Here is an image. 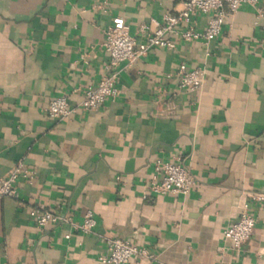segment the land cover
I'll return each mask as SVG.
<instances>
[{
	"label": "crops",
	"instance_id": "crops-1",
	"mask_svg": "<svg viewBox=\"0 0 264 264\" xmlns=\"http://www.w3.org/2000/svg\"><path fill=\"white\" fill-rule=\"evenodd\" d=\"M182 0H0V177L18 163L35 174L0 197V264H102L109 238L148 248L164 264H264V15L243 4L205 44L174 36L132 66H118L119 94L98 110L53 119L45 108L106 73L105 28L123 16L141 24L175 12ZM264 14V0H258ZM208 15L193 18L203 31ZM204 68L197 90L177 68ZM157 158L185 164L196 179L187 196L153 194ZM254 234L221 251L224 229L243 207ZM41 210L80 223L39 227ZM70 234V238H66ZM132 258L128 264H138ZM154 264V263H153Z\"/></svg>",
	"mask_w": 264,
	"mask_h": 264
},
{
	"label": "built area",
	"instance_id": "built-area-1",
	"mask_svg": "<svg viewBox=\"0 0 264 264\" xmlns=\"http://www.w3.org/2000/svg\"><path fill=\"white\" fill-rule=\"evenodd\" d=\"M256 6L259 17L263 11L258 6V0H182L175 12H167L162 19H151L141 24L138 40L131 34L130 25L123 16H116L104 30L103 46L109 54L105 65L106 73L95 86L77 89L81 99L77 104L71 102V96L62 94L52 99L45 113L53 119H70L79 110L93 111L101 108L106 100L119 94L117 82L118 66L126 62L132 66L137 60L147 55L151 48H172L173 37L180 36L183 40L203 41L209 44L220 33L224 20L234 14L241 5ZM198 15H208L206 28L199 31L195 28L193 18ZM204 68H188L181 64L175 73L178 86L182 89L197 90L205 79ZM33 171L22 163L14 166L6 176L0 177V197H17V182L21 179L27 182L34 180ZM196 184V179L189 168L174 159L157 158L153 165V174L147 189L153 194H181L187 196ZM39 227L51 223L67 222L83 233H91L96 225V219L91 210H87L80 223L74 222L70 214L61 216L50 210H41L35 214ZM256 218L249 212L247 205L243 207L238 220L230 223L223 231L221 251H239L254 234ZM70 238V234H66ZM132 258L138 259V264H164L158 256L148 248L138 246L123 238H109L106 253L101 257L102 264H128Z\"/></svg>",
	"mask_w": 264,
	"mask_h": 264
}]
</instances>
